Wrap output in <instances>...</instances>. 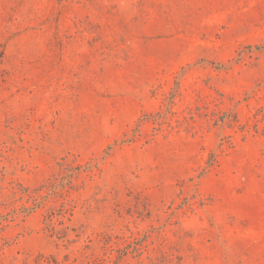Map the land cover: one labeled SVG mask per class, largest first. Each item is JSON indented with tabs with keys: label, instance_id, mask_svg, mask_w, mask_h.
I'll return each instance as SVG.
<instances>
[{
	"label": "rangeland",
	"instance_id": "374dc122",
	"mask_svg": "<svg viewBox=\"0 0 264 264\" xmlns=\"http://www.w3.org/2000/svg\"><path fill=\"white\" fill-rule=\"evenodd\" d=\"M0 264H264V0H0Z\"/></svg>",
	"mask_w": 264,
	"mask_h": 264
}]
</instances>
